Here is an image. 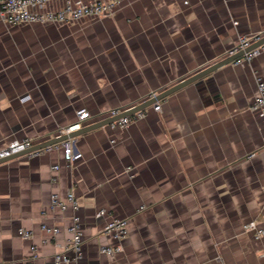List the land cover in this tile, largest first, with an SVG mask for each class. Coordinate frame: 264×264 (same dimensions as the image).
<instances>
[{
    "label": "crops",
    "instance_id": "obj_1",
    "mask_svg": "<svg viewBox=\"0 0 264 264\" xmlns=\"http://www.w3.org/2000/svg\"><path fill=\"white\" fill-rule=\"evenodd\" d=\"M241 34L264 37V0H122L111 15L70 23L0 22V148L56 137L82 107L98 121L130 109L224 58ZM255 73L264 77V52L176 90L127 127L83 132L72 138L83 154L75 162L55 147L0 163V264H54L66 251L73 211L52 209L54 192L79 199L81 264H264V236L244 228L264 223ZM111 217L127 219L129 235L107 255Z\"/></svg>",
    "mask_w": 264,
    "mask_h": 264
},
{
    "label": "built area",
    "instance_id": "obj_2",
    "mask_svg": "<svg viewBox=\"0 0 264 264\" xmlns=\"http://www.w3.org/2000/svg\"><path fill=\"white\" fill-rule=\"evenodd\" d=\"M53 2H60L61 6L56 9L50 7V4ZM121 2L122 0H93L91 2H85L83 0H0V22L7 25H18L21 23H70L81 20L85 17H102L111 15ZM261 38L262 35H239L236 43L228 49L225 57L243 52L241 55L237 56L232 63L243 64L252 62L255 57L264 52V43L249 50L248 48L258 42ZM255 77L257 91L251 108L260 114L264 123V77L258 73H255ZM156 94L157 93H151L149 98L155 97ZM28 98L29 96L27 95L23 99ZM135 106L136 105H133L130 108ZM154 108L159 110L161 105L156 103L154 104ZM125 110L121 108H112L109 110L108 116H116ZM76 113L77 120L66 129H62L57 136L69 133L98 121L93 119V115L85 107L79 108ZM145 114V111L140 109L132 114L120 117L110 124L112 126L127 127L133 121L143 118ZM46 140L47 139L41 140L35 136L14 139L8 142L4 147L0 148V159L26 151L35 144ZM55 147L62 148L64 158L68 162H75L83 157L82 152L75 150L72 138L64 139L49 146L32 150L27 154L30 156H38ZM53 168L58 169L59 166L56 164ZM130 169L131 167H127V170ZM50 206L52 209H60L62 211L71 209L73 211L72 221L69 226L71 236L67 241L66 251L58 253L55 256L54 264L70 263L72 261L81 264L84 257V232L79 199L74 192H69L66 195L54 192L51 197ZM106 213V209H100L98 215H105ZM42 227L48 233L57 234L60 231L59 227H51L47 224H43ZM244 228L253 231L256 238L264 236V223L260 224L256 219L246 223ZM19 233L25 239H30L32 237V232L25 228H20ZM104 234L114 238L116 243L114 245L105 244L101 246V253L112 255L115 252L121 251L122 241L129 235L128 220L120 217H111L104 227ZM46 241V239L43 240V242ZM32 250L35 251L36 247L33 246ZM69 252H71V254H69Z\"/></svg>",
    "mask_w": 264,
    "mask_h": 264
},
{
    "label": "water",
    "instance_id": "obj_3",
    "mask_svg": "<svg viewBox=\"0 0 264 264\" xmlns=\"http://www.w3.org/2000/svg\"><path fill=\"white\" fill-rule=\"evenodd\" d=\"M262 43H264V37L261 38L258 42H256L253 45H251L248 48V50L251 49V48H253V47H255V46H258V45H260ZM242 53L243 52H240L237 55H233V56H229V57H224V58H222V59H220L218 61H215L214 63H212V64L204 67L203 69L197 71L193 75L182 79L177 84H175V85H173V86L165 89L164 91H162L160 93H157L155 97L150 98L149 100H146V101H144L142 103H139L135 107L130 108V109H127V110L121 112L120 114H118L116 116H112V117H108V118L102 119L100 121H97V122L88 124L86 126H83V127L79 128V129L73 130V131H71L69 133H65V134H62L60 136H56V137H53L51 139H48V140H46L44 142L35 144L33 147H31L30 149H28L26 151H23V152H20V153H16V154H14L12 156L5 157V158L0 159V163H3L6 160H9L12 157H15L17 155L27 154L28 152H30L32 150H36V149H40V148L49 146L51 144L60 142V141H62L64 139L74 138V137H76L77 135H79V134H81L83 132L90 131L92 129L105 126V125L110 124L111 122L117 120L120 117L129 115V114H132L135 111L140 110V109H144L145 107H147L149 105L156 104L162 98L168 96L169 94L175 92L176 90H178V89H180V88H182V87H184V86H186V85H188L190 83L203 80L204 78H209L215 71H217L220 68H222L223 66L231 63L237 56L241 55Z\"/></svg>",
    "mask_w": 264,
    "mask_h": 264
},
{
    "label": "flooded vegetation",
    "instance_id": "obj_4",
    "mask_svg": "<svg viewBox=\"0 0 264 264\" xmlns=\"http://www.w3.org/2000/svg\"><path fill=\"white\" fill-rule=\"evenodd\" d=\"M11 26H12V25H7L8 30H10Z\"/></svg>",
    "mask_w": 264,
    "mask_h": 264
}]
</instances>
